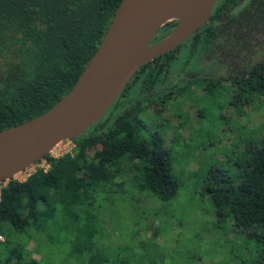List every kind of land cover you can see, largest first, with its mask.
<instances>
[{
  "label": "trees",
  "instance_id": "16d2710c",
  "mask_svg": "<svg viewBox=\"0 0 264 264\" xmlns=\"http://www.w3.org/2000/svg\"><path fill=\"white\" fill-rule=\"evenodd\" d=\"M118 2L0 0V129L40 114L71 88ZM174 22L160 26L151 42ZM192 70L199 75L190 77ZM192 83L206 92L228 88L230 103L264 96V0H216L203 25L136 69L105 114L70 139L69 152L46 153L40 159L46 168L1 182L0 264H39L28 258L27 244L62 233L86 240L75 252L88 249L111 196L172 198L179 186L172 149L162 144L165 133L149 130L142 115L150 111L159 118L169 98ZM236 164L231 174L208 167L200 189L215 214L254 246L253 264H264V133L245 144ZM128 213L136 226L140 212Z\"/></svg>",
  "mask_w": 264,
  "mask_h": 264
},
{
  "label": "rangeland",
  "instance_id": "374dc122",
  "mask_svg": "<svg viewBox=\"0 0 264 264\" xmlns=\"http://www.w3.org/2000/svg\"><path fill=\"white\" fill-rule=\"evenodd\" d=\"M198 75V71L189 73ZM197 83L188 85L181 95L173 94L159 118L150 111L142 115L149 130L165 133L162 144L172 149V172L179 185L176 194L166 201L151 193L140 194L137 202L111 196L101 206L88 249L75 252L86 240L62 233L44 238L39 245L29 242L28 258L39 264H253L254 246L246 244L229 219L215 214L200 185L208 167L234 173L245 144L262 136L264 96L247 104L230 103L228 88L206 92ZM155 120L156 126L151 123ZM71 149L72 142L62 140L49 154L58 156ZM38 167L46 165L36 161L13 178L22 180ZM128 210L140 212L136 226ZM146 220L151 228L144 232ZM153 229L156 233L151 235Z\"/></svg>",
  "mask_w": 264,
  "mask_h": 264
},
{
  "label": "water",
  "instance_id": "95a60500",
  "mask_svg": "<svg viewBox=\"0 0 264 264\" xmlns=\"http://www.w3.org/2000/svg\"><path fill=\"white\" fill-rule=\"evenodd\" d=\"M216 0H119L71 88L40 114L0 129V183L101 118L136 69L183 42L211 16ZM171 29L151 42L164 23Z\"/></svg>",
  "mask_w": 264,
  "mask_h": 264
}]
</instances>
